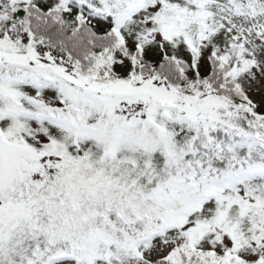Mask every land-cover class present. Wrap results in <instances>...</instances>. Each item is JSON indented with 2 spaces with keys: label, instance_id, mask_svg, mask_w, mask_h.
I'll return each mask as SVG.
<instances>
[{
  "label": "snow or ice",
  "instance_id": "snow-or-ice-1",
  "mask_svg": "<svg viewBox=\"0 0 264 264\" xmlns=\"http://www.w3.org/2000/svg\"><path fill=\"white\" fill-rule=\"evenodd\" d=\"M0 264H264V0H0Z\"/></svg>",
  "mask_w": 264,
  "mask_h": 264
}]
</instances>
